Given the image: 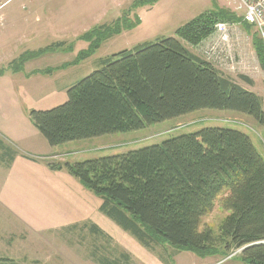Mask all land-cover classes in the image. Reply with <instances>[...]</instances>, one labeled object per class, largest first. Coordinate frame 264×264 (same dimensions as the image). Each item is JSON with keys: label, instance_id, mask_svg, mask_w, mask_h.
I'll use <instances>...</instances> for the list:
<instances>
[{"label": "rangeland", "instance_id": "1", "mask_svg": "<svg viewBox=\"0 0 264 264\" xmlns=\"http://www.w3.org/2000/svg\"><path fill=\"white\" fill-rule=\"evenodd\" d=\"M216 6L244 15L226 0H0V133L11 135V131L13 135L31 129L46 149L53 150H41L33 141L38 152L26 159L10 143L3 155L0 151L1 161L16 159L9 170L0 169V264H246L239 251L203 259L165 243L142 245L103 215L102 200L63 166L160 145L206 128L246 134L264 159V129L253 119L206 109L139 131L57 147L47 144L30 119L32 111H49L64 104L67 91L99 69V61L144 43L175 37L178 28ZM224 24L230 27L225 54L216 56L210 51L218 41L216 33L196 47L182 45L223 76L264 95V71L252 46L256 30ZM115 27L120 34L99 42L90 57L78 61L80 52L109 36L106 33ZM228 55L231 62L225 59ZM23 56L26 60L20 66ZM53 165L62 169H53ZM227 215L215 205L202 218L200 229L209 228L219 236Z\"/></svg>", "mask_w": 264, "mask_h": 264}, {"label": "trees", "instance_id": "2", "mask_svg": "<svg viewBox=\"0 0 264 264\" xmlns=\"http://www.w3.org/2000/svg\"><path fill=\"white\" fill-rule=\"evenodd\" d=\"M218 23L251 28L242 17L216 6L178 28L175 37L99 61V69L67 91L64 104L32 111L33 127L50 147L139 131L206 109L248 116L264 129V97L223 76L182 45H200ZM106 34L80 52L78 61L120 29ZM252 38L264 71L263 44L257 33ZM26 58H20V66ZM240 79L253 85L244 76ZM6 149L0 140L2 155ZM63 167L102 200L103 215L144 246L165 243L203 259L249 246L239 253L242 260L264 264V159L242 132L206 128L160 145ZM215 205L228 212L217 237L209 228L200 229Z\"/></svg>", "mask_w": 264, "mask_h": 264}, {"label": "built area", "instance_id": "3", "mask_svg": "<svg viewBox=\"0 0 264 264\" xmlns=\"http://www.w3.org/2000/svg\"><path fill=\"white\" fill-rule=\"evenodd\" d=\"M230 6H233L235 12H243V21L253 26L264 47V0H226ZM218 41L211 48L213 55L225 54L229 51V31L230 27L224 23H218L215 26ZM231 62V56L225 58Z\"/></svg>", "mask_w": 264, "mask_h": 264}, {"label": "crops", "instance_id": "4", "mask_svg": "<svg viewBox=\"0 0 264 264\" xmlns=\"http://www.w3.org/2000/svg\"><path fill=\"white\" fill-rule=\"evenodd\" d=\"M207 11H209V10H207ZM204 12H206V11H204ZM194 18L195 17H193L192 19H194ZM192 19H190V20H192ZM247 90L257 94L253 89H247ZM257 95L262 97V98L264 97V95H259V94H257ZM0 134H1L0 140L2 141V139H4L2 141L3 144L6 146L10 143L11 146L14 147L16 150H18L17 152H20L22 154V157H24L25 159L27 157H31L30 155H35L38 152V150H35L34 147H32L35 141L37 142V144L40 145L41 150L53 151V150L46 149L45 144H43V142H39L40 140L38 138V135L31 129H27V130H25V132H19V133L15 132V133H13V135H12L11 131H10L11 135H5L4 134V136H3L2 133H0ZM15 161H16V159H13L8 164H6V163L4 164L2 161H0V169L9 170L12 167V165L15 163Z\"/></svg>", "mask_w": 264, "mask_h": 264}, {"label": "water", "instance_id": "5", "mask_svg": "<svg viewBox=\"0 0 264 264\" xmlns=\"http://www.w3.org/2000/svg\"><path fill=\"white\" fill-rule=\"evenodd\" d=\"M247 247H249V246H247ZM247 247H245V248H242V249H240V250H238L239 252H241L243 249H246Z\"/></svg>", "mask_w": 264, "mask_h": 264}]
</instances>
